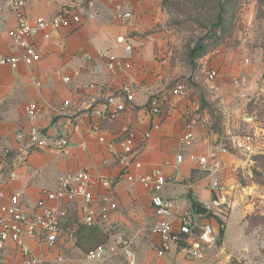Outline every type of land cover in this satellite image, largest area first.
<instances>
[{"label":"crops","instance_id":"0c3cea01","mask_svg":"<svg viewBox=\"0 0 264 264\" xmlns=\"http://www.w3.org/2000/svg\"><path fill=\"white\" fill-rule=\"evenodd\" d=\"M117 2L124 11L131 12L129 20L115 19L114 6L108 0H51L26 6L25 14L32 22L38 18H54L68 7L76 14L84 8L85 13L80 14L79 24L68 18L50 40L41 35L30 39L41 56L38 63L32 66L21 63L17 68L0 64V153L10 150L9 163L16 161L18 148L29 144V132L33 128L51 139L67 138L70 153L64 155L50 146L34 150L28 164L15 169L14 179H9L7 174L0 176L4 192L7 197L20 194L27 211L31 212L40 193L56 189L60 176L66 173L86 170L96 178L112 182L108 189L100 184L94 188L96 198L108 196L118 205L100 228L108 237L104 244L105 259L88 261L86 252L73 244H62L55 252L48 251L37 240L29 239L32 249L46 256L44 264H132L133 260V264H231L233 258L242 263L244 259L239 254L225 250L224 240L219 247L215 246L221 230L219 219L224 223L225 233L227 218L211 212L207 216L196 215L194 203L209 208L216 197L213 180L219 179L223 184L239 182V169L245 167L247 160L240 154L222 152L223 143L210 129L211 125L203 126L186 115L188 108L198 101L192 103L188 93L187 96L174 94L183 85L186 67L173 54L175 48L179 50L180 43L171 36L167 25L170 14L164 0ZM0 8V59L19 56L22 51L13 47L9 37V30L17 23L10 0H0ZM249 27L250 20L239 38L240 48L244 50L248 44L242 45L241 38ZM126 46L132 50L127 52ZM99 52L121 57L123 68L112 74L107 68V58ZM258 54L259 51L248 56L243 51L244 60H241L239 52L228 49L205 57L204 67L218 73L213 81L206 80L211 95L222 102L231 101L234 94L229 92V81L232 80L234 87V80L242 78L246 84L234 87L239 91L237 95L247 97L255 91L262 64ZM242 61L253 65L244 66ZM126 87L133 93L134 102L128 103L129 109L119 120L112 121L106 116L107 99ZM152 97L164 99L163 118L151 113ZM30 106L35 108L32 118L26 113ZM224 110L226 125L231 123L225 131L232 135V130L241 127L244 111L236 106H224ZM124 125L129 126L133 135L137 149L135 160L142 163V172L158 171L168 178L163 195L176 201V211L168 221L178 229L179 218L189 213L195 223L191 238L185 236V241L173 246L163 258L155 251L160 237L151 231L160 220L152 207V192L140 183L120 178L122 168L118 161L125 154L122 142L127 137ZM188 133L194 140L185 144L182 138ZM20 134L22 140L18 138ZM214 151L225 165L216 175H210L191 160L192 155L207 156ZM178 156H183L182 162H178ZM131 169L135 172L133 166ZM242 211L241 219L245 223L246 212ZM69 216L70 225L81 218L77 205L70 209ZM204 230L209 231L207 241L201 238ZM183 243L188 247H181ZM194 243L202 248L200 258L189 255ZM127 250L133 252V260L127 257ZM57 253L65 254L63 262L55 260ZM5 259L18 261L20 253L11 247Z\"/></svg>","mask_w":264,"mask_h":264},{"label":"built area","instance_id":"2783aa9c","mask_svg":"<svg viewBox=\"0 0 264 264\" xmlns=\"http://www.w3.org/2000/svg\"><path fill=\"white\" fill-rule=\"evenodd\" d=\"M51 0H10V9L16 14L17 23L15 27L9 30V37L14 48L22 51L17 56H9L0 59V64L9 65L17 68L21 63L26 66H32L41 60L40 54L35 46L31 44L30 39L41 35L43 39L50 40L55 34L59 33L61 27L72 18L76 24L81 23V15L85 13L81 8L80 14H76L74 9L68 7L54 18H38L32 22L25 14V8L28 4ZM114 6V18L117 20H129L132 17L131 12L124 11L121 4L117 0H108ZM2 10L0 8V17ZM93 18V16H90ZM249 36L246 34L241 38L242 45H247ZM131 46H126V51L130 52ZM107 58V68L112 74H116L124 66V60L111 53L99 52ZM88 58V56H84ZM248 63L249 60H246ZM207 79L213 81L218 73L215 70L208 71ZM236 87H242L246 84V79L234 80ZM175 95L186 96L185 86L180 85L174 90ZM134 102V95L129 88H123L119 93L112 94L107 99L106 116L114 121L119 120L122 115L129 109L128 103ZM164 99L154 97L149 100L151 113L154 116H161L163 111ZM26 113L29 117H34L35 108L30 106ZM186 115L191 117L197 123L203 126H210V117L206 113L199 111V104H192L188 108ZM123 132L127 137L122 142L124 155L118 163L121 165L122 171L120 178L132 182L140 183L146 189L152 192L151 202L156 217L160 218L151 228L153 234L160 237V244L155 248L158 257H166L173 246H178L184 240L185 236L191 238L195 232V223L193 217L189 213L179 218L178 229H175L173 223L168 221L176 211V201L166 198L163 195V189L167 184L168 178L162 173L155 171L151 174L142 172L143 165L136 161L137 149L134 143L133 135L129 130V126H123ZM20 140L23 135L18 136ZM30 142L28 145H22L18 148L17 159L9 163L10 150L0 153V176L8 175L9 179L16 177L15 169L19 166H26L30 154L37 149H43L47 146L53 147L64 155H69V141L65 137L51 139L41 130L33 128L29 132ZM194 136L191 133L186 134L183 143H191ZM104 141V139H101ZM255 136L245 135L237 136L232 140L230 146L233 152L248 156L255 152ZM222 152L231 153L223 146ZM178 162H182L183 156H178ZM192 162L199 168L207 170L210 175L218 174L225 165L219 161L218 153L211 152L207 156H191ZM132 166L135 172L132 171ZM100 184L103 188H110L112 182L105 178H96L86 170L78 172H69L60 176L58 186L54 190H43L32 209L27 211L26 204L20 194L6 196L3 189V182L0 181V264H44L45 257L37 254L30 246L28 240L34 239L47 248L48 251H56L63 244H73L77 246L78 230L80 226L102 228L109 218L111 212L118 209L117 203L110 197L96 198L94 188ZM212 188L216 193V197L212 200L209 210L216 213L218 217L227 216L236 205L234 200L235 194L243 190L242 185L237 181L233 184H223L219 179H214ZM78 206L81 212V218L70 225L69 212L73 206ZM209 231H205L201 238L208 240ZM196 245V246H195ZM15 247L20 253V259L9 262L5 259L7 250ZM126 255L130 259H134L131 251H126ZM189 255L193 258L202 257V248L200 244L194 243L189 248ZM106 257V247L99 246L86 254V259L92 262L104 260ZM55 260L63 262L65 254L57 253ZM134 260L132 261L133 264Z\"/></svg>","mask_w":264,"mask_h":264},{"label":"rangeland","instance_id":"374dc122","mask_svg":"<svg viewBox=\"0 0 264 264\" xmlns=\"http://www.w3.org/2000/svg\"><path fill=\"white\" fill-rule=\"evenodd\" d=\"M234 1L229 10L233 23L229 33L217 45L212 46L204 57L195 61L193 66L187 61L188 49L194 46L196 40L203 36L206 30L210 29L209 24H207L208 28L204 31L202 28L197 29L193 23L181 25L179 23L181 18L167 9L170 14L167 25L172 31L171 36H173L175 42L179 41L180 43L179 50L175 48L173 54L176 59L179 58L180 62L185 63L186 77L183 85L186 88L188 97L192 103L198 101L200 105L199 94L201 92L205 94L214 115L221 117L223 132L219 138L223 146L229 152L236 153L232 151L230 146L235 136H255V152L243 156L247 161L245 167L239 169L238 178L243 190L235 194L236 205L227 216L223 217L227 218L223 240L225 250L235 252L244 259L240 263L233 258L231 264H264V169L259 161V158L264 156V4H260L258 0H236L235 3ZM203 14L210 16V8L206 9ZM249 20L250 27L246 33L248 36L251 34V39L249 38L250 42L244 50L240 48L239 38L243 34L245 23ZM228 49L239 52L242 57L241 60H244L243 51L248 52V56H250V53L255 55V52L259 51L258 58L262 64L259 67L260 73L257 77V89L255 91L247 97H241L239 94L237 95L239 91L235 90L236 87H233L232 80H230L229 92L232 95L234 94V99L222 102L220 98L213 97L208 89L206 83L208 69L204 67L203 59L217 50L225 51ZM243 65L251 67L253 64L243 63ZM224 106H236L237 108H243L244 111V114H242L244 116L241 118L245 119H241L242 125L239 129L235 131L231 129L232 135H227L225 131L231 123L226 125L227 117ZM206 114L210 117L208 113ZM211 121L210 117V124ZM242 209H245L246 212L245 223L241 219ZM223 240L217 237L215 246L219 247L221 245L220 241ZM244 249L245 251L242 253ZM206 252L212 254L211 250H206Z\"/></svg>","mask_w":264,"mask_h":264},{"label":"trees","instance_id":"16d2710c","mask_svg":"<svg viewBox=\"0 0 264 264\" xmlns=\"http://www.w3.org/2000/svg\"><path fill=\"white\" fill-rule=\"evenodd\" d=\"M233 1L234 0H164L165 7L173 11L177 17L181 18V20H179L181 25L193 23L197 29L202 28L203 31L210 26V29L206 30L205 34L196 40L194 46L188 49L187 61L190 65L193 66L195 61L204 57L212 46L217 45L229 33L233 24L232 15L229 13ZM258 1L260 4H264V0ZM235 2L236 0L234 3ZM208 8H210L211 11V14H209L210 16L203 14ZM207 24L209 25L207 26ZM199 96V111L210 115L212 120L210 128L220 137L223 132L221 117H216L214 115V112L210 109L211 104L206 100L204 93L201 92ZM164 115L165 113L162 111L161 118H163ZM259 161L264 169V156L260 157ZM194 205L196 206L198 203L195 202ZM219 223L221 225L219 237L223 240L224 223L220 219ZM107 242V235L99 228L87 226L79 227L77 246L82 248L86 253ZM221 242L222 241H220V243ZM181 247L187 248L188 246L183 243Z\"/></svg>","mask_w":264,"mask_h":264},{"label":"water","instance_id":"95a60500","mask_svg":"<svg viewBox=\"0 0 264 264\" xmlns=\"http://www.w3.org/2000/svg\"><path fill=\"white\" fill-rule=\"evenodd\" d=\"M210 213V210L207 206L204 205H197L195 214L199 216H207Z\"/></svg>","mask_w":264,"mask_h":264}]
</instances>
